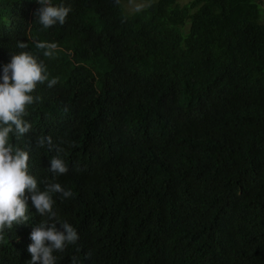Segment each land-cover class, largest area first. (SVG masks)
<instances>
[{
	"label": "trees",
	"instance_id": "16d2710c",
	"mask_svg": "<svg viewBox=\"0 0 264 264\" xmlns=\"http://www.w3.org/2000/svg\"><path fill=\"white\" fill-rule=\"evenodd\" d=\"M143 1L128 13L120 0H52L72 11L44 28L36 0H0V76L30 51L58 78L33 93V130L10 134L30 174L74 194L53 197L80 237L56 264H264L260 0ZM40 41L58 45L52 58ZM41 136L64 149L66 174L49 170L57 152L37 147ZM28 209L5 230L0 264L31 260L46 217L30 198Z\"/></svg>",
	"mask_w": 264,
	"mask_h": 264
},
{
	"label": "clouds",
	"instance_id": "9594fccd",
	"mask_svg": "<svg viewBox=\"0 0 264 264\" xmlns=\"http://www.w3.org/2000/svg\"><path fill=\"white\" fill-rule=\"evenodd\" d=\"M36 2L40 6L33 15L44 28H51L57 23L63 25L72 11L70 6L56 5L52 0ZM35 46L44 50L43 55L48 58H52L58 48L55 42L45 41L36 42ZM17 47L27 49L28 44L20 41ZM0 81V240L4 238L6 229L27 223L30 218V198L37 214L46 219L32 229V243L28 246L31 260L27 264H56L57 257L54 253L63 252L69 245L77 244L80 237L76 228L67 220H62L54 210L53 197L60 194L66 199L74 194L56 182L55 178L40 182L30 174L29 151L14 147L10 143V134L19 141L33 130L32 124L25 119L29 114L27 109L40 100V97L34 96L33 93L38 84L47 82L48 88L54 87L58 78H49L43 60L30 51H20L18 54H12L10 63L3 66ZM64 111H69V108L65 106ZM36 145H47L50 151L55 149L57 152L50 160L49 170L54 176L68 172V165L60 155L64 149L54 145L51 136L37 137ZM40 183L44 184L43 190L39 187ZM87 255L90 258L91 253ZM72 264H78L77 257H72Z\"/></svg>",
	"mask_w": 264,
	"mask_h": 264
},
{
	"label": "rangeland",
	"instance_id": "374dc122",
	"mask_svg": "<svg viewBox=\"0 0 264 264\" xmlns=\"http://www.w3.org/2000/svg\"><path fill=\"white\" fill-rule=\"evenodd\" d=\"M181 1V0H180ZM123 9L128 13L136 12L143 8L147 4V2L143 0H120ZM187 2V0H183V3ZM259 5L262 11V18L264 20V0L259 1ZM260 9V8H259Z\"/></svg>",
	"mask_w": 264,
	"mask_h": 264
}]
</instances>
